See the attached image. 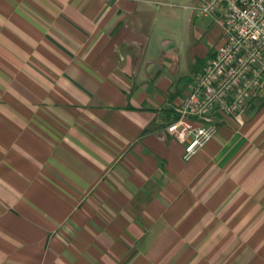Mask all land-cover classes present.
I'll return each mask as SVG.
<instances>
[{
    "label": "crops",
    "instance_id": "obj_1",
    "mask_svg": "<svg viewBox=\"0 0 264 264\" xmlns=\"http://www.w3.org/2000/svg\"><path fill=\"white\" fill-rule=\"evenodd\" d=\"M203 1L0 0V264H264V97L188 161L166 132Z\"/></svg>",
    "mask_w": 264,
    "mask_h": 264
},
{
    "label": "built area",
    "instance_id": "obj_2",
    "mask_svg": "<svg viewBox=\"0 0 264 264\" xmlns=\"http://www.w3.org/2000/svg\"><path fill=\"white\" fill-rule=\"evenodd\" d=\"M198 16L223 13L224 42L194 78L166 132L192 159L215 138L218 123L264 97V0H204Z\"/></svg>",
    "mask_w": 264,
    "mask_h": 264
},
{
    "label": "rangeland",
    "instance_id": "obj_3",
    "mask_svg": "<svg viewBox=\"0 0 264 264\" xmlns=\"http://www.w3.org/2000/svg\"><path fill=\"white\" fill-rule=\"evenodd\" d=\"M202 19H200V21H201Z\"/></svg>",
    "mask_w": 264,
    "mask_h": 264
}]
</instances>
